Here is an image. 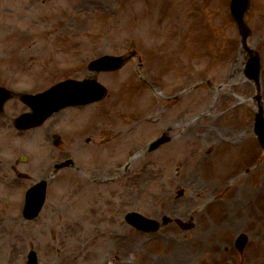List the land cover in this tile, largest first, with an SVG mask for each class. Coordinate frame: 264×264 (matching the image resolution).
I'll return each mask as SVG.
<instances>
[{
    "label": "rangeland",
    "instance_id": "obj_1",
    "mask_svg": "<svg viewBox=\"0 0 264 264\" xmlns=\"http://www.w3.org/2000/svg\"><path fill=\"white\" fill-rule=\"evenodd\" d=\"M75 1L78 3L80 1L79 7H76L77 9L69 10L68 13L72 14L77 10L81 13V17L83 18L81 21H75V23L70 21L63 23V25L71 28L69 29L71 35L67 34L66 39L69 40L70 36H78L81 38V44H83L85 42L84 37H89L92 32H96L93 34L94 39L90 38V40L100 42L101 40L107 38V40H110L107 47L110 48L112 47L111 44L114 42L126 41L125 38H127L126 36H129L127 34L131 33V31H134L135 33L148 32V30H152L150 27L154 22L164 18L168 22V18H171V12L173 10L172 6H174V2H171V0H144L145 3L140 1L133 2L129 0ZM82 1H85L86 3H83ZM61 2L62 0H33V4L31 5L29 0H0L1 84L4 83L8 85V80L10 79L9 75L13 74L12 72L14 71L16 73V81H19L17 79V75L20 79H29L30 81L35 80V85L39 88L46 85L50 86L57 80H60L61 73L57 71H50L47 76H41L40 78L34 77L38 75V73L34 72V68L36 67L35 65L39 63L40 60H46L47 57L45 52L38 55L34 53L35 58L32 63V59L29 60L31 57L28 54V47L30 48L33 45H42L40 42L43 40L37 39L36 37L40 36L41 33L44 32L50 21L56 20V12H60L61 8L67 10L69 9L67 7L72 4V0L69 3L65 1V3L68 4H65V7H61ZM130 2L132 3L131 7H129L131 4ZM201 2L204 3L203 6H201ZM229 2L230 0H182L181 2L176 3L178 10L187 9L189 14L193 17L198 15L204 16V62H207L211 66V68L204 74V81L206 82L207 77H212L216 81L224 79L231 82L230 86H228L224 92H222V97H224L225 104L218 105L217 108L220 109H225L229 104L228 102L241 101L240 98L242 93H249L253 89L252 84H250L244 75L239 71L240 67L242 66L241 63L243 62L239 60L240 56L237 54L240 37L238 35L234 21L230 19ZM113 3H121V5H124L120 14H114L112 12L111 6ZM246 17L249 25L253 29V36L250 38L249 42L261 52V56L264 61V0H251ZM194 21H197L198 23L193 25V29L196 32H199L201 26L199 16ZM55 26L54 22L53 25H49V30L51 29V33H55L57 29ZM51 27H55V29H52ZM28 30L34 32L32 33V36L29 37V39L27 36ZM74 31H79V34H73L72 32ZM148 37H151V34ZM134 39L135 41H140L139 39ZM150 41L151 40L149 39L148 42ZM84 47L88 49L87 44H84ZM55 49L56 46L54 50ZM14 52L18 53V58H14ZM20 54L24 57V61L20 59ZM26 55L30 64H27ZM58 56L60 55L55 53L53 56L52 53V61L61 58ZM150 59L151 57H149V63L151 62ZM45 62H47V60ZM233 69H235L234 73H232ZM158 72L161 73L162 70ZM149 74L154 76L157 73L154 72L152 74L149 72ZM178 74H181L179 77L184 76L183 72H178ZM85 75H90V72H80L77 74V77H83ZM122 75L123 72H118L112 76L111 82L110 78H105L112 93L114 92L116 85L119 87V89L127 88L120 87L121 81L123 80L121 79L123 77ZM174 78L178 77H172L170 79ZM205 82L204 93L207 86ZM262 86L264 91V64L262 70ZM140 93H143L145 96L148 94L143 91ZM192 96H199V94L196 93ZM204 99L205 98H200L199 100H195L194 106H189V109L180 111V113L190 111L191 113H194L200 110L206 103V100L204 101ZM14 107V112L24 108L20 104ZM249 107L250 105L243 103L234 114V116L237 115L244 124H249L251 121L249 118ZM84 111L85 110H81L78 113H74V118L78 117L80 120H82ZM150 111L152 110H149L148 112ZM60 117L61 116L58 118ZM208 120L209 119H206V121ZM63 121H65V119H63L61 122ZM201 121L202 119L197 122V124H200ZM56 123H60V121L57 120ZM218 126L226 128L227 124L224 125L219 123ZM200 128V125H193L189 126L187 130L177 132L183 134L185 137L189 134H192V139H200L198 136L199 133H202ZM153 133L155 132L147 133L145 138ZM2 134L3 133H0V152L4 153L5 155V158L3 157V159L8 161L13 160L23 153L31 157L34 163H37L36 165H31L29 167L30 171L41 172L43 170L41 158L44 156V153L38 149L40 147L38 146L37 140L41 137V133L38 132V130H33L26 134H17L14 132V135L11 132L4 131V134L6 135L5 139H3ZM210 137L211 135H208L206 136V139L210 140ZM199 141L200 142L198 143H201L200 148H204V139ZM130 143H132L131 140L128 142L127 147H129ZM198 143L196 140L193 141L190 138L186 139L184 153L187 155L188 159L189 157H194V155L197 153V151L193 152L190 147L194 144L197 148ZM113 148L114 146L109 147L110 150ZM123 148L124 147L121 146L117 150H123ZM200 148L196 150L199 151ZM220 150H222V148ZM52 152V150L48 149L45 152L46 154L44 159H48L49 157L55 159L57 158V155H64L62 152H59L51 156ZM105 152L107 153V150ZM232 153L233 151L231 150L229 154ZM168 154H170V149L167 148V145L161 147L159 153L155 156V161H167ZM232 156L233 155H231L229 158L226 156L224 157V160L229 159V165H232ZM174 157L175 160H178L177 156ZM90 160L91 159H87V161ZM218 160L222 159L216 154H212L211 160L207 163V166L209 168L214 167V165L217 166ZM166 164L168 163L166 162ZM26 168L27 166H25V169ZM64 170V172H67L70 169ZM44 171L45 169L43 172ZM71 171L73 170H70V173L72 174ZM173 171L177 180L178 175L176 174L177 169L175 164H173ZM228 175H230V171L226 170L224 179L228 177ZM209 176L210 179L213 178V181H216V188L222 184V181L218 179L219 177L214 175V172L209 174ZM74 178L76 182H70V178L66 176L58 177L55 181V190L58 193H63L64 191L67 192L71 189L72 185L76 184L69 191V193H65L62 197V200L68 197H74L75 201L73 202L74 205L72 207L74 209H72L70 212H66L64 219L62 215L59 219L54 217L56 221L60 222L55 224V220H52V217L48 214L45 217L47 218V223H45L43 216H41L29 223V227L21 232L20 238H17L18 234L11 231V229L5 230V227L0 225V227H2L0 228V246H5L7 242L14 241L9 251V258H7L5 255L3 257L5 260L0 261V264H22L23 257L21 256L23 253H27L30 247H35L40 252L44 264H46L49 259L56 257V255L61 256L58 260V263L60 264H123V259L127 258L133 260V264H177V261L181 259L174 258L172 263L168 262L176 252H179L177 254H180L183 259L193 260V264H204V245L199 241L186 239L187 237L193 236L195 234L194 230L183 231L179 227H166V225L160 229L156 235H141L135 232L133 229H130L128 226V229L125 228V224L121 225L120 223V225H118L114 221L112 225H109L111 228H113L111 232L110 228L107 227L105 222L96 220L95 213L99 208L95 204L99 200L105 201L106 198L109 197V204H116L117 207L122 211L125 210V208L131 207L133 205L132 202L128 201L125 202L126 204L124 203V205L121 206V202L123 203L127 198L133 199V195L135 194L134 189L143 187V184H140V179L134 174V171L128 177L121 179L116 183H111L107 186H99L100 191L98 194H96L97 197H95V200H91V206L93 207H86L88 200L85 199L87 196L86 191L88 190V187H92L93 184H90L87 180L82 179L77 175V173H75ZM150 179V177L145 178L144 185H146V182ZM197 184H200V182ZM152 185L153 184L150 183V188L148 191L138 194L137 199L138 201L142 202L145 205V208L150 212H155L153 209L154 206L152 205L153 203L151 204L150 202H152L154 199H157L155 194L157 189L168 185L167 176H165L163 179L158 178L154 183L155 186L153 187ZM189 194L190 190H188L182 197L177 196L179 198V200L176 199V202L179 203H177L176 206L177 212L183 211L185 209V205L187 206V203L190 202L193 203V206L196 207L197 210L199 208L204 209V200L203 202L199 203L198 201H195L196 197L194 195L191 200H189L187 198ZM225 195L226 193L224 196ZM234 196H236V188H233L232 191L227 194V201L231 203L233 207L237 208V203L234 200ZM12 197L16 198L17 194L13 195ZM18 204L20 205V198H17V200L14 199L13 201L10 200V206L8 207L9 209H5L4 206L0 205L3 210L9 211H4L5 215L0 213V220H7L6 216H12L16 218V208ZM222 207L224 208V205ZM158 209L159 207L156 208V210ZM222 210L217 211L215 208H211L209 213H204L202 211H200L199 215L196 213L197 211L195 213H191L193 216H195L197 224L204 226V234L206 235V239H209V247L205 250V260L207 259L205 261L206 264L209 262L222 263L226 261H229L231 264H258L262 259H264V242H261L260 245H257V241L254 240V238H256L258 235L257 232L259 233V230L257 229L258 219L252 217L251 219L247 220L248 224L244 225L241 223L243 220H245V217H241L240 214H236L235 216L237 217V220H239L240 224L237 228H231L225 224V216L221 215ZM257 210L258 209H256V211ZM248 212L249 211H246L245 213ZM76 213H81L82 215L88 217L87 219H84L82 216H80L75 219H80L83 225L90 226L93 229L91 232L83 234L84 241L82 244L85 247V251L79 250L80 246L71 242L70 237V235H73V233L75 235L82 234L81 229L78 228L77 232L71 233L68 232V229H65V226L69 227L76 225L73 222V219H71ZM208 219H214V221H212V225H209L210 222H208ZM51 222H53V225L52 228H49L47 224ZM61 224L63 225L62 227L60 226ZM253 227V232H255L253 235H255V237L253 238L250 235L247 245L248 247L246 251L242 253H239L237 249L232 246H230L227 250H221L214 242L215 237H210L214 236L215 234H219L222 235L220 238L229 240L230 235L236 232L237 229H245L248 230V233H250V230L252 231ZM54 228H57V230ZM73 228L76 230L75 227ZM114 228H118L116 229L117 231H114ZM3 251H6V248H4ZM73 254L82 255V258L79 260L70 259ZM181 264L188 263L182 261Z\"/></svg>",
    "mask_w": 264,
    "mask_h": 264
},
{
    "label": "water",
    "instance_id": "obj_2",
    "mask_svg": "<svg viewBox=\"0 0 264 264\" xmlns=\"http://www.w3.org/2000/svg\"><path fill=\"white\" fill-rule=\"evenodd\" d=\"M247 2H248L247 0H234L235 8H236V6L238 7V8H236V10H234V14L236 16V19H237V22L239 24V27L243 31L244 36L246 35V30L244 28L245 23H244L243 16H244V10H245V8L247 6ZM28 100L29 99H27V101ZM39 113L41 114V112L36 109L35 115L39 116ZM43 115H46V114H43ZM41 117H46V116H41Z\"/></svg>",
    "mask_w": 264,
    "mask_h": 264
}]
</instances>
